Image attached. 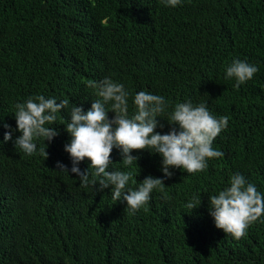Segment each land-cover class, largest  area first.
<instances>
[{"label": "trees", "instance_id": "1", "mask_svg": "<svg viewBox=\"0 0 264 264\" xmlns=\"http://www.w3.org/2000/svg\"><path fill=\"white\" fill-rule=\"evenodd\" d=\"M233 57L260 68L239 89L223 75ZM105 76L133 95L206 101L229 116L213 142L225 155L196 174L175 169L131 214L110 186L95 191L57 171L58 160L71 166L62 111L59 135L44 142L46 159L0 144V264H264V218L234 239L208 212V196L232 172L264 191V0H184L176 8L160 0H0V121L15 127V103L38 93L87 110L97 98L92 82ZM157 119L164 127L156 131L167 132L171 125ZM4 131L0 125V140ZM133 154L138 182L163 175L158 154ZM111 157L121 167L118 149ZM197 190L201 203L188 212L183 205Z\"/></svg>", "mask_w": 264, "mask_h": 264}, {"label": "clouds", "instance_id": "2", "mask_svg": "<svg viewBox=\"0 0 264 264\" xmlns=\"http://www.w3.org/2000/svg\"><path fill=\"white\" fill-rule=\"evenodd\" d=\"M165 7L176 8L184 0H160ZM260 70L259 65L248 60L233 57L223 67L225 80L234 81L233 87H239L254 78ZM96 99L84 109L69 98L58 99L38 93L23 102L14 105L15 127L6 121H0L5 129L0 144L12 141L25 154L34 155L39 151L45 159L48 141L59 135L58 119L62 111L69 112L65 123L70 140L64 145L69 154L71 166L56 161L59 172L75 174L83 187L91 186L95 191H103L110 186L114 202L123 201L129 213L135 214L151 199L153 190L161 189L164 181L174 175L175 169L196 174L209 167L211 158L225 155L220 148L213 147L215 138L228 127L230 117L215 115L206 101L193 102L191 99L172 104L164 95L148 90H139L133 95L125 84L105 76L93 81ZM129 97L133 111H129ZM109 111L114 115L109 118ZM164 118L171 127L161 133L163 128L157 118ZM166 117V118H165ZM19 132L14 138V133ZM42 140L44 147L38 149L37 141ZM118 149L121 155V167H112L111 153ZM147 149L161 157L162 176L151 174L137 181L138 155L133 150ZM87 162V168L80 167ZM135 166V167H134ZM111 169V170H109ZM140 171V169H139ZM135 184V187L131 185ZM200 190L192 193L183 207L191 210L201 203ZM208 212L214 224L234 239L246 235L249 226L264 218V191L250 181L242 172L229 174L224 187L208 196Z\"/></svg>", "mask_w": 264, "mask_h": 264}, {"label": "bare ground", "instance_id": "3", "mask_svg": "<svg viewBox=\"0 0 264 264\" xmlns=\"http://www.w3.org/2000/svg\"><path fill=\"white\" fill-rule=\"evenodd\" d=\"M147 153V152H146ZM147 155V154H146ZM119 158V157H118ZM120 161V160H119ZM186 174H187V172H186ZM65 207V206H64ZM62 209V208H61ZM18 219V218H17ZM20 219V218H19Z\"/></svg>", "mask_w": 264, "mask_h": 264}]
</instances>
